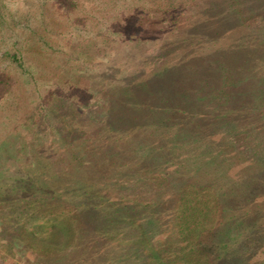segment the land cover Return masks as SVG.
Segmentation results:
<instances>
[{"label":"rangeland","instance_id":"rangeland-1","mask_svg":"<svg viewBox=\"0 0 264 264\" xmlns=\"http://www.w3.org/2000/svg\"><path fill=\"white\" fill-rule=\"evenodd\" d=\"M6 1L0 264H264V2Z\"/></svg>","mask_w":264,"mask_h":264},{"label":"trees","instance_id":"trees-1","mask_svg":"<svg viewBox=\"0 0 264 264\" xmlns=\"http://www.w3.org/2000/svg\"><path fill=\"white\" fill-rule=\"evenodd\" d=\"M29 1H31V0H29ZM61 1H63V2H65L64 3V9H68V8H70V7H73L74 5H75V1L76 0H61ZM68 1V2H67ZM243 1H245V0H243ZM263 2H264V0H262ZM216 3H221V1L220 0H216ZM243 3H246V1L245 2H243ZM68 5H69V7H68ZM14 13L15 14H17V11L15 10L14 11ZM239 13V12H238ZM215 14L216 15H218V18L217 17H215V16H212V17H215L216 18V20H213V21H211L210 20V28L211 27H213L214 26V24H216V25H220L221 26V28L222 27H224L225 29V31L227 32L229 29H231L232 27H231V24H229L228 23V21L226 20L229 16H225V12H222V11H219L218 10V12L216 13L215 12ZM6 15H8L9 17H12L13 18V16H12V13H11V10H10V8L8 7V4H7V1L6 0H0V26L1 25H3V23H4V21H5V17H6ZM26 15H28V16H33V13H25L24 14V17L26 16ZM210 15H212V14H210L209 13V15H207V17L208 16H210ZM260 16H262L263 18V22H264V13L263 14H259ZM139 24V23H138ZM140 26V25H139ZM217 32V31H216ZM261 32H262V34L261 35H264V24L262 25V27H261ZM208 33H209V35H213L212 34V32H210V31H208ZM255 55H257V57H256V63L257 64H255L254 65V67L251 69L252 70V72H253V75H256V74H258L259 72H264V53H261V54H255ZM252 61V60H251ZM251 64H253V63H249L248 62V64L246 65L247 67L249 66V65H251ZM244 67L245 69L247 68V67ZM245 73H246V71H244ZM248 72V71H247ZM262 137V136H261ZM260 137V138H261ZM259 179V178H258ZM28 182H30V181H28ZM27 182V183H28ZM26 184V183H25ZM29 184V183H28ZM30 184L32 185V183L30 182ZM33 188V187H32ZM256 188L257 187H254V189H255V191H256ZM38 189V188H37ZM32 191V195L33 196H35L36 195V193L34 194L33 193V191H35V189H32L31 190ZM49 193H51V192H47V194H49ZM206 218V217H205ZM208 219H210L211 220V218L210 217H208ZM59 220H57V222H58ZM205 221V220H204ZM57 228H56V227ZM63 226H66V225H64L63 224ZM62 226V223L61 222H59V223H53V225H52V228H51V232H55V231H60L61 229H64V231H63V234L61 235V238H62V240L63 241H60V239L58 240V242L56 243V242H54V240H53V238L51 239L49 236H47L48 234H46V236H45V240L39 245V247H38V249L37 248H33V252L37 255V257H38V259L39 260H41V262L43 261V260H46L47 259V257H51V255H53L54 253H56V252H59V251H61L62 250V247L64 248V249H66L67 247H69V244H70V242L72 243V236H70L69 238H66L65 237V234H64V232H65V230H66V228L68 227V226H66L65 228ZM58 231V232H59ZM213 234V233H212ZM210 239L211 240H217L218 239V237L214 234L213 236H210ZM220 240V239H219ZM64 243V246L61 244V243ZM210 241L209 242H207L206 244H204V248H211V249H213V248H215V245H213L212 243H210ZM64 252V251H63ZM58 254H60V253H58ZM59 256H61V255H59ZM58 257V256H57ZM57 257H55V258H53V257H51V259H54L55 260V264H57V262H58V259H56ZM71 257H72V255H71ZM43 264V263H42Z\"/></svg>","mask_w":264,"mask_h":264}]
</instances>
